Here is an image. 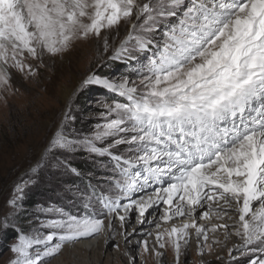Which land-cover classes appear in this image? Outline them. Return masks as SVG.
Wrapping results in <instances>:
<instances>
[{"label":"snow or ice","instance_id":"1","mask_svg":"<svg viewBox=\"0 0 264 264\" xmlns=\"http://www.w3.org/2000/svg\"><path fill=\"white\" fill-rule=\"evenodd\" d=\"M90 39L98 66L102 47L129 72L90 68L69 89L55 130L14 184L13 213L0 217V231L17 233L9 264H49L68 244L113 233L115 221L126 228L129 214L157 228L184 220L155 236L176 264L190 230L203 254L209 233L230 228L242 243L229 249V264H244L234 252L264 264V0H0V93L19 91L13 72L35 78L46 58ZM90 86L113 98L98 101L102 122L79 132L74 102ZM78 154L93 171L72 165ZM42 168L85 187L65 185L62 203L37 204L25 233L13 217Z\"/></svg>","mask_w":264,"mask_h":264},{"label":"rangeland","instance_id":"2","mask_svg":"<svg viewBox=\"0 0 264 264\" xmlns=\"http://www.w3.org/2000/svg\"><path fill=\"white\" fill-rule=\"evenodd\" d=\"M124 34V29H121L117 44ZM111 35L114 36L115 33ZM101 52L104 62L98 66L95 41H79L62 58H46L45 64L48 66L38 67V75L35 78L24 79L19 73L13 72V89L18 88L19 91L0 93L6 97V103L4 99H0V217L13 213L7 201L12 196L14 184L34 165L47 137L55 130L67 99L64 97V90L69 91L90 68L106 77L128 74L129 68L124 62L107 59L111 53H103L102 47ZM32 63L38 64L36 61ZM132 78L135 79L134 76ZM106 96L107 102H111L113 97L97 86H90L78 95L73 108L76 119L72 125L77 131L90 132L93 125L102 122L98 116L102 110L98 101H105ZM72 165L85 174L93 171L92 166L83 159V154H78L72 160ZM33 178L36 182L24 192V210L13 217L17 227L25 233L31 227L28 221L33 219V209L37 204L47 206L49 203H62L57 193L65 185L85 187L84 180L71 174H57L53 177V170L50 168L40 169ZM153 217L148 216L150 219ZM235 221H238L237 215H233L232 220L228 222L231 224ZM183 222V219H176L168 224L160 222V228H157L155 223L146 222L140 225L136 214H129L126 228H120L119 221H115L114 225L117 224L119 229L113 233L105 231L92 238L68 244L60 254L49 260V264H129L130 258H134L135 264H176L172 249H160L155 236L158 231L170 228L172 223L179 226ZM221 222L223 221L215 218L211 221ZM131 229H135V232L131 233ZM120 232L125 235L121 236ZM149 232L152 233L151 236L148 235ZM16 234L11 229L0 231V264H9L13 258L9 248L16 242ZM190 234L187 247L182 244L179 264H229V249L242 243L233 229H229L227 236L223 230H219L215 234L209 233L208 244L211 250L204 248L203 254H200L194 230H190ZM144 241L148 242L147 253L143 250ZM200 243L204 242L201 240ZM80 244H84L88 249H96L100 244L102 248L107 249L106 255L97 249L95 254H89L88 250L86 254L76 251L75 247ZM155 252H161L163 255L156 256ZM233 254L243 259L244 264H248V259L240 257V253Z\"/></svg>","mask_w":264,"mask_h":264},{"label":"bare ground","instance_id":"3","mask_svg":"<svg viewBox=\"0 0 264 264\" xmlns=\"http://www.w3.org/2000/svg\"><path fill=\"white\" fill-rule=\"evenodd\" d=\"M68 90L66 89V90H64V97H67L68 96ZM152 215H150L149 217H151ZM153 219H158V217H153L152 219H150V218H148V220H153ZM146 223V222H145ZM118 227V225L117 224H115L114 225V229L116 230V229H119V228H117ZM131 233H133V229H131ZM76 251H79V252H81V253H84V254H86L87 253V250H88V253L90 254V253H96V249L97 250H99V251H103V253H105V255H106V251H107V249L105 248H102V246H100V244L97 246V248L96 249H94L93 247L91 248V249H88L84 244H80V245H77L76 247ZM119 250V249H118ZM105 257V256H104Z\"/></svg>","mask_w":264,"mask_h":264}]
</instances>
